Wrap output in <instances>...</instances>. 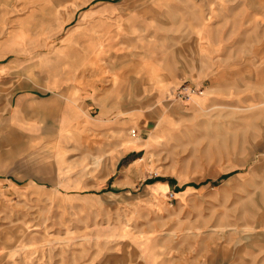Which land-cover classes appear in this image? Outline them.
Listing matches in <instances>:
<instances>
[{
	"label": "rangeland",
	"instance_id": "1",
	"mask_svg": "<svg viewBox=\"0 0 264 264\" xmlns=\"http://www.w3.org/2000/svg\"><path fill=\"white\" fill-rule=\"evenodd\" d=\"M263 62L264 0H0V264H264Z\"/></svg>",
	"mask_w": 264,
	"mask_h": 264
},
{
	"label": "crops",
	"instance_id": "2",
	"mask_svg": "<svg viewBox=\"0 0 264 264\" xmlns=\"http://www.w3.org/2000/svg\"><path fill=\"white\" fill-rule=\"evenodd\" d=\"M262 3V0H259V4ZM15 43V40L12 39L9 42H4L2 46L4 48L10 47ZM246 72H249V66H245ZM259 77L264 79V62L263 65H259ZM248 75V74H247ZM246 76V74H245ZM248 77V76H247ZM51 89H46V92H41L40 90H35V88H20L15 91L14 98H16V104L18 109L31 108L33 111L38 112V108H33L34 105L48 104L49 109L43 113V115H50L53 117L56 116H66L65 123L67 126H77L78 124H83L86 122V111L84 105L87 103V106H94L99 110L100 116H107V114L113 115L120 112L121 104L117 97V92L115 89L106 88L107 91L99 89V94L95 93L92 89L91 83L86 79H57L52 81L49 84H46ZM133 88V92H134ZM119 92L122 94L121 98L127 95L132 94V88L129 89H120ZM95 96L96 103H94ZM81 98L78 104H74L72 99ZM106 98H113L110 104H106L104 100ZM84 99V100H83ZM133 99V102L136 101V94H133V97H130V100ZM83 100V101H82ZM114 102V103H113ZM45 108H43L44 111ZM61 111V113H59ZM37 112H33V115L38 116ZM129 112H132V109H129ZM30 115L32 113H29ZM32 115V116H33ZM97 126L109 130V127H113L111 122L105 121L102 117L96 123ZM113 132H121L114 131ZM106 132V131H105ZM109 132V131H108Z\"/></svg>",
	"mask_w": 264,
	"mask_h": 264
},
{
	"label": "built area",
	"instance_id": "3",
	"mask_svg": "<svg viewBox=\"0 0 264 264\" xmlns=\"http://www.w3.org/2000/svg\"><path fill=\"white\" fill-rule=\"evenodd\" d=\"M184 90H188V92H183V93H185V94H187V93H191V92H190L191 89L185 88ZM192 92H194V91H192ZM134 134H135V131L133 130V131H132V135H134Z\"/></svg>",
	"mask_w": 264,
	"mask_h": 264
},
{
	"label": "bare ground",
	"instance_id": "4",
	"mask_svg": "<svg viewBox=\"0 0 264 264\" xmlns=\"http://www.w3.org/2000/svg\"><path fill=\"white\" fill-rule=\"evenodd\" d=\"M174 100V99H173ZM176 100V99H175ZM181 103V102H180ZM184 104V103H183ZM185 106V105H184ZM165 113H166V111H165ZM165 117V116H164ZM133 131V130H132ZM133 142H135V141H133Z\"/></svg>",
	"mask_w": 264,
	"mask_h": 264
}]
</instances>
